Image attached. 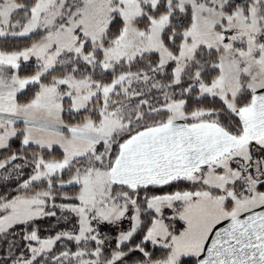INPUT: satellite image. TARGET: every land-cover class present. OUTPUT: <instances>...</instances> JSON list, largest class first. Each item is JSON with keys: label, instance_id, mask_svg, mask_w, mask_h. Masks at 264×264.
<instances>
[{"label": "snow or ice", "instance_id": "1", "mask_svg": "<svg viewBox=\"0 0 264 264\" xmlns=\"http://www.w3.org/2000/svg\"><path fill=\"white\" fill-rule=\"evenodd\" d=\"M0 264H264V0H0Z\"/></svg>", "mask_w": 264, "mask_h": 264}]
</instances>
